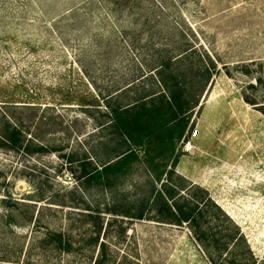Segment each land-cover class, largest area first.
I'll return each instance as SVG.
<instances>
[{
  "label": "rangeland",
  "instance_id": "obj_1",
  "mask_svg": "<svg viewBox=\"0 0 264 264\" xmlns=\"http://www.w3.org/2000/svg\"><path fill=\"white\" fill-rule=\"evenodd\" d=\"M88 1L0 0V107L19 116L22 110L1 104L35 101L50 107L44 114L25 110L27 118L33 113L56 116L43 128L27 119L30 132L52 142L56 151L29 155L0 149V220L8 214L3 202L8 196L36 203L37 209L49 197L71 190L87 204L102 208L122 204L128 196H147L151 187L144 162L109 189L82 184L78 177L92 152L106 153L107 160L121 147L110 125L112 110L128 96L135 97L140 87L126 94L117 91L157 66L156 53L176 56L191 48L189 60L175 64L194 69L186 70L187 84L199 69H216L185 120L183 138L176 139L180 159L173 181L181 188L190 183L202 187L193 192L209 193L235 222H227L230 230L238 227L251 250L262 257L264 0H159L165 8H157L152 24L126 28L125 38V18L113 16L106 0ZM140 84L150 88L153 80L147 77ZM253 98L257 104L247 101ZM64 99H71V104H60ZM100 140H106V146L100 147ZM150 148L156 164L170 163L171 149H160L157 140ZM40 198L48 199L35 201ZM54 210L56 225L66 227L70 220L81 219L79 209ZM46 213L52 217L53 212ZM95 219L100 230L86 251L98 250L95 239L105 240L107 264H215L187 225L112 214ZM89 263L85 259L82 264Z\"/></svg>",
  "mask_w": 264,
  "mask_h": 264
},
{
  "label": "trees",
  "instance_id": "obj_2",
  "mask_svg": "<svg viewBox=\"0 0 264 264\" xmlns=\"http://www.w3.org/2000/svg\"><path fill=\"white\" fill-rule=\"evenodd\" d=\"M88 2L93 4L96 0ZM106 3L111 7L113 16L121 15V21L124 18V23L127 21L124 32L121 33L123 38L127 33L126 28H133L141 23L152 24L157 8H165L159 0H106ZM126 43L130 47L127 41ZM191 51V48L184 49L176 56L164 51L156 53L157 66L117 91L126 94L132 88L140 87L135 97L128 96L117 109L112 110L110 125L118 132L121 147L107 160L106 153L99 155L92 152L93 156L88 157L78 177L82 184H96L109 189L116 181L132 174L137 164L144 162L147 165L146 180L151 187L147 196H128L122 204L114 202L102 208L87 204L81 195L78 196V191L71 190L62 195L58 192L56 198L49 197L47 204L40 209H37L36 203L8 196L3 201L8 214L0 220V264H82L85 259H90L89 264H107L105 240L95 239L98 250H92L93 253L90 254L86 251L88 244L92 243V236L100 230V224L95 218L100 219L106 214L154 220L163 224L187 225L207 257L215 264H264V255L256 256L240 229L236 227L235 230H230L228 223L235 222L212 200L208 191L206 193L209 196H198L193 191L201 190L199 185L190 183L181 188L173 181L180 159V154L175 149L176 139L183 138L185 120L199 104L196 98L204 94L212 80V72L216 69V66L212 72L211 68L205 72L199 69V73H193L192 81L187 84L188 67L183 69L181 65L175 64H183L184 60H189ZM190 65H194V61ZM206 74L209 76L206 77ZM147 77L153 80L150 88L140 84ZM257 82L262 83V78ZM189 85H192L190 89ZM61 101L64 103L60 104H71V99ZM247 101L258 103L256 98L252 102ZM262 103L264 113V101ZM1 105L13 106L22 112L17 116L0 107V149L29 155L56 151L52 142L39 140L30 132V126H27V119H35V125L38 124L39 128L51 125L56 116L49 118L43 115L46 108L50 107L49 104L12 100ZM25 110H40L43 114L38 116V113H33L27 118ZM101 129H106V122L101 124ZM192 131L190 128V137ZM154 140H157L160 149H171L170 163L156 164L155 158L151 159L150 145ZM99 146H106V140H100ZM46 199L48 198L35 201ZM58 208L79 209L81 219L77 218L76 222L70 220L66 227L56 225L54 215L57 211L54 209ZM46 212H53L52 217L47 218ZM77 230L83 232L77 233ZM224 255L226 258H223Z\"/></svg>",
  "mask_w": 264,
  "mask_h": 264
},
{
  "label": "bare ground",
  "instance_id": "obj_3",
  "mask_svg": "<svg viewBox=\"0 0 264 264\" xmlns=\"http://www.w3.org/2000/svg\"><path fill=\"white\" fill-rule=\"evenodd\" d=\"M212 98V97H211Z\"/></svg>",
  "mask_w": 264,
  "mask_h": 264
}]
</instances>
